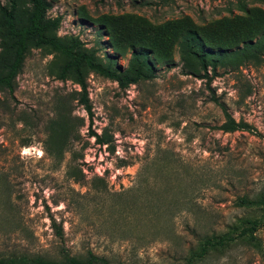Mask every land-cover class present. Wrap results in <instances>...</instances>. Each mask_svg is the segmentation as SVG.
<instances>
[{
	"label": "rangeland",
	"instance_id": "1",
	"mask_svg": "<svg viewBox=\"0 0 264 264\" xmlns=\"http://www.w3.org/2000/svg\"><path fill=\"white\" fill-rule=\"evenodd\" d=\"M18 2L23 16L27 0ZM50 3L47 16L61 17L58 35L80 39L130 77L139 68L132 51L153 47L168 21L204 23L253 7L264 10V0ZM4 40L0 21V75L10 58ZM158 40L167 58L150 52L134 83L121 87L87 72L91 122L75 99L80 86L51 73L57 59L45 49H30L13 96L0 89V256L59 259L61 249L77 256L91 250L109 264H188L205 235L229 231L238 219L262 212L239 199L264 197V35L251 40L261 44L259 63L242 55L248 41L231 47L221 53L228 64L215 75L208 66L209 84L185 72L171 35ZM61 96L70 99L71 111L57 157L49 120ZM212 96L257 133L220 130L224 116ZM90 129L107 143H97ZM52 218L63 228L62 239ZM257 235L264 241V227ZM261 263L255 248L239 242L211 249L194 264Z\"/></svg>",
	"mask_w": 264,
	"mask_h": 264
},
{
	"label": "trees",
	"instance_id": "2",
	"mask_svg": "<svg viewBox=\"0 0 264 264\" xmlns=\"http://www.w3.org/2000/svg\"><path fill=\"white\" fill-rule=\"evenodd\" d=\"M27 4L23 16L19 15L18 0H8L7 5L0 4V21L4 27L5 47L10 51V58L4 65L5 71L0 75V89L13 96L16 77L30 49H45L48 53L54 54L57 59L51 67V73L61 80L71 79L80 86V89L75 91V99L86 110L90 122L93 110L86 81L88 71L113 79L121 87L134 83L142 75L144 67L149 65L150 52L157 60L167 58L166 46L158 39L164 34H169L178 45L185 72L198 78H204L209 84L212 75L208 73V66L210 65L215 75L218 66L228 64L224 62V56L221 54L224 50L245 44L247 41L251 43L257 35H264V10L259 7L248 9L245 15L224 16L204 23H196L189 17L171 20L159 27L158 31L161 34L156 37L153 47L139 45V49L132 51L139 68L135 75L130 77L114 69L110 60L104 62L93 49L84 47L80 39L58 35L61 17L47 16V11L51 7L50 0H27ZM260 47L259 43H251L242 50V55L248 61L259 63ZM211 100L221 108L224 116V121L218 127L220 130L225 132L247 130L257 133L247 121L236 120L224 103L219 102L214 96ZM69 102L70 99L67 96L57 98L54 105V116L49 120L51 129L58 139L53 149V155L57 157L63 151V139L69 128L68 114L71 111ZM90 130L91 136L95 137L97 143H107L100 134ZM59 136L62 139L60 142ZM122 162L121 165L126 164L125 161ZM239 204L245 207H258L262 212L257 216L238 219L237 225L229 227V231L218 235H205L198 246L191 250L187 259L188 264H194L198 258L203 257L211 249H224L230 244L236 245L239 242L255 248L262 256L261 264H264V241L257 235V231L264 227V197L252 199L242 196ZM51 227L55 235L62 239L63 228L53 218ZM0 264H109V262L105 257L91 250H87L86 255L77 256L71 255L66 249H61L59 259H50L41 255L11 254L0 256Z\"/></svg>",
	"mask_w": 264,
	"mask_h": 264
}]
</instances>
